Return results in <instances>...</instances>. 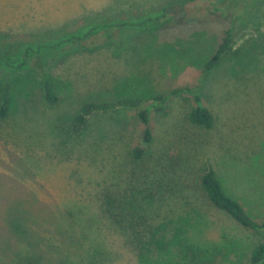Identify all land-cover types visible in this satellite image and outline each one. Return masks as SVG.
I'll use <instances>...</instances> for the list:
<instances>
[{
    "label": "rangeland",
    "instance_id": "obj_1",
    "mask_svg": "<svg viewBox=\"0 0 264 264\" xmlns=\"http://www.w3.org/2000/svg\"><path fill=\"white\" fill-rule=\"evenodd\" d=\"M223 6L240 18L200 88L213 125L189 120L192 92L174 95L152 108L146 145L138 111L200 83L230 13L212 0H0V99L8 83L13 93L0 118V264L249 261L264 233L211 206L199 186L213 168L264 219V0ZM44 74L55 105L43 96ZM124 97L144 101L75 118L86 102ZM137 145L147 148L141 160ZM105 196L120 204L116 219ZM156 227L158 248L149 243Z\"/></svg>",
    "mask_w": 264,
    "mask_h": 264
},
{
    "label": "trees",
    "instance_id": "obj_2",
    "mask_svg": "<svg viewBox=\"0 0 264 264\" xmlns=\"http://www.w3.org/2000/svg\"><path fill=\"white\" fill-rule=\"evenodd\" d=\"M194 0H184V2H189ZM227 0H212V4L216 7H220L222 14H229L230 11L226 12L223 10L225 7L223 5L226 4ZM232 16L231 23L228 28L225 29L224 35L222 36L218 46L215 49L213 55L206 61L204 68L202 70V75L199 80V84L197 86H187V87H179L174 88L170 92L166 94H159L154 97V101L147 105L145 108L140 109L138 111V116L141 122L144 125L143 129V142L146 145H150L153 141V131L150 126V115L152 108H154L158 101L161 104L165 103L169 98L174 95H181L186 92H192L194 95V105L192 106L191 110L188 112L189 120L197 125H203L206 127H211L213 125V114L211 110L203 103L200 88L201 85L204 83L205 79L208 75L215 69L224 56L231 50L232 43H233V23L236 19L240 18L239 13H230ZM160 17L157 16V20ZM90 21V22H89ZM87 22L90 24L92 22L97 21V19H91ZM99 25L95 24L94 26ZM157 26V25H152ZM66 34L61 33V35ZM46 38L47 36H40ZM77 41V40H75ZM108 42H104L103 45H108ZM76 45V44H74ZM100 45H98L99 47ZM74 48L79 49V47L75 46ZM85 49L90 50V47L84 46ZM100 48V47H99ZM67 53V52H66ZM2 59V55H0V60ZM44 82H43V96L45 100L52 105H55L59 101V97L55 92L53 81L52 79L44 74ZM28 78V77H27ZM2 95L0 99V118H5L9 115L11 110V105L13 102V93L11 84H6L2 89ZM21 92V91H20ZM141 98H133V97H124L120 98L116 102H86L80 107L79 114L75 117L79 121L85 122L88 119L89 115L95 113L99 110L107 109L108 107L114 105H123L130 108H137L143 102ZM147 153L146 146L137 145L132 148L131 154L135 160H141ZM199 186L200 189L203 191L206 200L209 204L227 215H229L232 219H234L239 225L242 227L257 233H264V219L258 220L255 219L242 205L240 201H238L235 197H233L230 193H228L218 175V173L213 168H206L199 176ZM152 198L154 194H151ZM163 193H160L159 197L163 198ZM155 198H153L154 200ZM156 200V199H155ZM150 202L153 204L155 202ZM105 206L106 212L116 219L119 215L115 212V208L120 207L116 200L113 199L111 196H105ZM123 203V201H121ZM156 203V202H155ZM123 205V204H121ZM126 205V204H124ZM134 207V206H133ZM127 208L126 206L123 207V210ZM140 210H145L142 206ZM131 212V211H130ZM141 212V211H140ZM142 214V212H141ZM118 221V220H117ZM162 224L159 225L161 227ZM160 228L156 227L155 231H152V239L149 243H152L155 248H158L162 245V238L159 235ZM144 242V241H143ZM150 248V246H148ZM149 250V249H148ZM246 264H264V240L256 244L250 252L249 261Z\"/></svg>",
    "mask_w": 264,
    "mask_h": 264
}]
</instances>
